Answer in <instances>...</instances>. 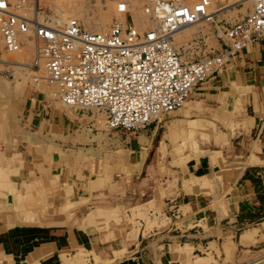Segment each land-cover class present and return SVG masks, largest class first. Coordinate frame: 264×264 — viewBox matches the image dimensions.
<instances>
[{"label": "crops", "instance_id": "0c3cea01", "mask_svg": "<svg viewBox=\"0 0 264 264\" xmlns=\"http://www.w3.org/2000/svg\"><path fill=\"white\" fill-rule=\"evenodd\" d=\"M65 106L26 84L0 107V264H224L223 241L264 243V38L133 129Z\"/></svg>", "mask_w": 264, "mask_h": 264}, {"label": "built area", "instance_id": "2783aa9c", "mask_svg": "<svg viewBox=\"0 0 264 264\" xmlns=\"http://www.w3.org/2000/svg\"><path fill=\"white\" fill-rule=\"evenodd\" d=\"M209 3L144 0L139 8L146 26L139 28L126 0H118L124 19L114 18L106 29L97 30L73 16L56 20L46 0H0V42L15 50L31 39V67L43 65L62 103L95 107L107 128L130 130L180 106L190 89L219 69L227 56L264 38V0H250L242 16L222 26L227 43L222 41L221 50L183 59L172 33L199 18L212 19ZM259 255L239 264H264V251Z\"/></svg>", "mask_w": 264, "mask_h": 264}, {"label": "rangeland", "instance_id": "374dc122", "mask_svg": "<svg viewBox=\"0 0 264 264\" xmlns=\"http://www.w3.org/2000/svg\"><path fill=\"white\" fill-rule=\"evenodd\" d=\"M117 1L118 0H46L47 4L56 8L55 10L53 9L55 15L61 20H65L67 17L73 16L80 19L81 22L87 27L95 29L106 27L114 21V18H119L121 16V13L116 9ZM128 1L132 6H134L133 13H135L138 18L144 19L142 11L139 8L140 2L144 0ZM183 1L191 2L192 0ZM249 5L250 0H210L208 11L221 8L215 12V15H213L212 19L200 20L190 26H187L182 31L173 36L172 41L179 55L183 59L194 60L202 57L203 55H212L221 50L220 46L224 40L222 26L242 16L248 10ZM134 22L136 26L139 27V22L136 19ZM142 27H144V20L140 21L139 28ZM13 52L14 51L5 49L0 42V59L2 58L4 60H0V107H3L7 110H12L13 101L17 96L21 95L22 89L26 84H29L35 89L39 90L40 93L45 94V96L49 99L55 100L60 105L65 106L61 100L55 99L52 96L54 85L48 80H42L41 85L39 86L32 82L33 73L31 72L28 65L31 63V46H28L26 49L22 47L20 51H15L19 54ZM17 61L24 62L22 65L24 67H14L12 62ZM65 107L71 106L66 105ZM92 109L101 112L94 107ZM101 120V123L104 125L103 113ZM188 134L191 135L192 130H189ZM136 215L144 217V228L157 226L159 229L161 225L165 226V218H163V214L161 215L158 211H155L150 214V218L145 214L143 204L133 206L128 218L132 220L133 216ZM125 221L128 222L129 220L127 219ZM130 222L132 225H134V223L137 224V222ZM232 240H234V237H232ZM183 246L187 247L184 253V257L187 258L188 255H190L191 246L189 244H185ZM209 247L214 249L217 254L219 253L217 243L213 244L210 242ZM222 249L223 253L220 252V261L222 260L225 262L224 264H239L244 260L252 258L253 256L257 257L256 255H259L261 252H263L264 243L249 245L247 247L237 246L234 248L232 241L225 240L222 242ZM94 257L96 258V256ZM195 257L202 260L204 264H217V259L212 256L209 250H206L205 254Z\"/></svg>", "mask_w": 264, "mask_h": 264}, {"label": "bare ground", "instance_id": "6f19581e", "mask_svg": "<svg viewBox=\"0 0 264 264\" xmlns=\"http://www.w3.org/2000/svg\"><path fill=\"white\" fill-rule=\"evenodd\" d=\"M126 2H127V9L130 11V14H131V17H132V20H133V23H134V19H133V15H132V12H133V8H134V6H132L131 5V3L128 1V0H126ZM142 2V1H141ZM141 2H140V4H141ZM129 4L131 5V6H129ZM209 6H210V3H209V5H208V7H207V13L209 14V18H212L213 17V15H215V12L214 11H208V8H209ZM52 9H56V8H54V7H51ZM117 9V8H116ZM53 10V11H54ZM141 10V9H140ZM119 12V11H118ZM55 13V12H54ZM121 13V16L119 17V18H117V19H120V20H123L124 19V13L123 12H120ZM123 16V17H122ZM144 16V15H143ZM56 20H61L60 18H58V16H56L55 15V17H54ZM207 18V17H206ZM205 17L204 18H199L197 21H195V22H192V23H189V24H185V25H183V26H181V27H179L175 32H173L172 33V38H173V36H175L177 33H179L180 31H182L184 28H186L187 26H190V25H192V24H194V23H196V22H198V21H200V20H204V19H206ZM78 19V18H77ZM80 20V19H79ZM144 20V27L146 26V21H145V18L143 19ZM80 22H81V20H80ZM82 23V22H81ZM135 24V23H134ZM83 25L86 27V28H89V29H95V28H90V27H87L84 23H83ZM135 26H136V24H135ZM108 26H106V27H103V28H101V29H97V30H102V29H106ZM24 36V35H23ZM22 37V36H21ZM23 45L21 46V47H19L18 49H15V50H9V51H14L13 53H16V54H19V53H17V52H15V51H20V49L22 48V47H24V49H26L28 46H31V48H32V53H33V49H34V47H33V42H32V40L31 39H29V38H25L24 40H23V43H22ZM29 44H31V45H29ZM172 44H173V46L175 47V45H174V43H173V41H172ZM176 48V47H175ZM40 63V62H39ZM31 64L32 63H30V64H28L29 65V68H30V70H31V72L33 73V75H32V80H33V82H35L36 84H39V85H41V82H42V80H48L51 84H53L54 85V91L52 92V96L55 98V99H59V97H58V93H57V91H56V85H55V83L54 82H52L51 80H49L48 78H47V76H46V72H45V70H44V68H43V65L40 63L39 64V66H38V68H32L31 67ZM60 100V99H59ZM66 105V104H65ZM67 106H70V105H67ZM71 107H75V106H71ZM92 106H90V107H82V108H91ZM93 108V107H92ZM95 108V107H94ZM258 257H260V255L259 256H257V257H255V258H258Z\"/></svg>", "mask_w": 264, "mask_h": 264}]
</instances>
